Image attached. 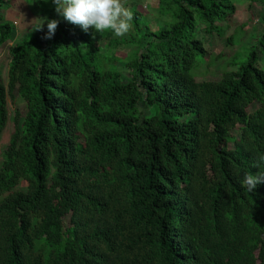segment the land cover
Segmentation results:
<instances>
[{"label": "trees", "instance_id": "trees-1", "mask_svg": "<svg viewBox=\"0 0 264 264\" xmlns=\"http://www.w3.org/2000/svg\"><path fill=\"white\" fill-rule=\"evenodd\" d=\"M155 2L154 27L132 10L131 37L150 40L125 56L101 52L91 30L63 18L52 39L45 22L10 48L6 85L0 73V138L13 106L0 264H264V178L252 192L242 184L264 171L257 50L219 79L192 73L203 38L221 36L240 2ZM36 5L56 18L51 2ZM260 19L264 27V11ZM14 29L0 10V47ZM259 44L264 56V29Z\"/></svg>", "mask_w": 264, "mask_h": 264}, {"label": "rangeland", "instance_id": "rangeland-1", "mask_svg": "<svg viewBox=\"0 0 264 264\" xmlns=\"http://www.w3.org/2000/svg\"><path fill=\"white\" fill-rule=\"evenodd\" d=\"M155 1L156 0H123L125 6L131 11L137 7L140 12H143L144 14L147 12L148 22L151 23L152 27H154V24L156 23L154 16L158 15L157 12L154 11V8L157 5ZM240 1L235 0V3L237 4V2ZM46 2L49 4L51 0H46ZM37 8L36 0L32 2H28L27 0H3V5L0 9L1 13L5 20H9L15 25L12 34V41L3 44L0 47V73L5 85L7 83V70L10 61L9 50L12 48L13 43L25 37L28 33H33L37 37L39 36V33H44V27L42 29H32L42 18L36 15ZM263 11L264 9L260 4H254L253 8H249L246 1L237 4L236 11L230 17L229 28L225 30L221 36L214 34L213 38H208V36L204 35L205 38H203V43L207 50V54L202 57L198 56L196 64L192 69L193 76L198 80L219 79L224 68L227 67L228 70H234L239 63L245 61L247 53L250 51L252 45L257 50V55L259 56L258 65L263 66L264 69V56L259 52V36L264 29L260 19V14ZM238 29L242 30V34H239L240 40L235 42V33ZM131 31L132 28L127 34L119 37L111 30L95 33V37L99 41L101 52L113 51V54L125 56L132 49L137 47L143 48L147 45V42L150 40L148 36L142 34L140 37L133 38L130 35ZM232 33H234V37L232 41H229L228 36ZM197 35L202 39V32L200 29ZM236 52H238L237 55ZM233 55V61L237 63L236 65L230 63ZM117 67L122 74V81L126 82L129 80L126 76L128 68L125 63H117ZM7 105L9 116L0 138V160L1 151L7 144L9 136L13 130V123L10 118L13 106H11L9 99ZM17 105L23 113L25 105L19 99L17 100ZM231 133L232 135L237 136V133L234 130H232ZM229 146H232V143H229ZM23 186L24 185L21 184L18 188H22Z\"/></svg>", "mask_w": 264, "mask_h": 264}, {"label": "clouds", "instance_id": "clouds-1", "mask_svg": "<svg viewBox=\"0 0 264 264\" xmlns=\"http://www.w3.org/2000/svg\"><path fill=\"white\" fill-rule=\"evenodd\" d=\"M56 18H42L32 29L45 26V39H52L61 22L60 18L80 26L84 32L101 33L111 30L116 36H124L133 27V12L127 8L123 0H51ZM261 159H264L262 157ZM260 168L259 164H255ZM264 178V171L243 175L242 184L248 192H252Z\"/></svg>", "mask_w": 264, "mask_h": 264}]
</instances>
